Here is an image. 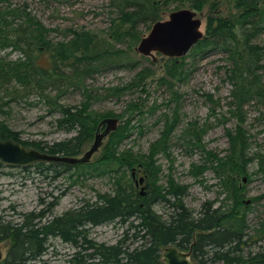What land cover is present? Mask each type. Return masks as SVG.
Here are the masks:
<instances>
[{"label": "trees", "instance_id": "obj_1", "mask_svg": "<svg viewBox=\"0 0 264 264\" xmlns=\"http://www.w3.org/2000/svg\"><path fill=\"white\" fill-rule=\"evenodd\" d=\"M109 2L117 16L105 34L70 30L67 31L71 35L69 39L55 41L51 34L59 30L47 27L27 5L0 0V113L8 114L11 103L28 101L36 95L48 107V113L60 115L55 121L57 127L72 134L52 144L26 142L20 133L0 121L2 140H13L50 155L80 156L102 122L113 116L94 110L93 105L107 99L120 100L134 91H146L147 80L156 75L155 61L141 67L125 84L93 88L88 81L119 69L136 70L143 60L149 61L147 57L134 56L138 43L146 35L140 27L150 29L160 20V10L176 3V9L190 7L199 12L206 6L217 10L222 4H233L241 15L208 17L205 37L189 54L181 59L168 58L165 75L158 82L170 91L171 102L179 101L175 88L187 75L188 57L200 60L212 53L224 52L230 62L226 70L232 86L229 106L235 115L242 116L244 107L252 102L264 105L260 73L264 72V46L252 44V39L264 32V0ZM7 49L19 51L22 56L9 59L2 55ZM70 90L82 94L79 105L62 103ZM131 111L143 114L138 103H129L126 112L117 117L123 119ZM131 120L128 117L109 133L102 155L95 162L34 165L46 178L51 175L55 180L60 175H68L73 184L88 177L108 176L112 192L97 193L96 201L59 215L20 212L19 216L13 214L15 218L8 219L1 213L7 210H0V241H10L6 258L0 264H35L42 259V253L54 249L48 242L51 234L59 235L61 242L71 249L61 264H166L162 252L170 245L191 251L196 264H264V219L251 227L248 220L251 206L245 200V187L238 184L239 178L248 174L254 160L248 156L246 131L239 127L228 131L229 148L222 158L206 151L202 145L204 127L190 124L182 131L181 138L188 145L204 151L206 157L201 171L204 167L211 168L225 194L219 206L216 201L206 202L195 212L186 205L189 192L184 185L176 183L172 177L165 185L159 181L158 156L170 157L172 137L179 120L177 109L171 116L165 115L160 137L150 144L147 153L123 147L136 128ZM260 159L263 166L264 156ZM135 167L146 171L148 187L144 192L138 189L132 174V179H127L128 169ZM159 205L163 206V212L156 209ZM109 225L122 230L116 242H100L92 236L96 228Z\"/></svg>", "mask_w": 264, "mask_h": 264}, {"label": "rangeland", "instance_id": "obj_2", "mask_svg": "<svg viewBox=\"0 0 264 264\" xmlns=\"http://www.w3.org/2000/svg\"><path fill=\"white\" fill-rule=\"evenodd\" d=\"M12 1L15 5H27L29 10L47 27L59 30L51 34L55 41L69 39L71 35L67 31L70 30H86L105 34L111 28L112 20L117 16L115 10L110 6L109 0ZM177 5V3L171 4L168 8L161 9L159 11L160 20H167L169 14L177 10ZM197 12L203 22L201 30L204 34H206L208 17L222 15L223 17L237 18L241 15L240 9L233 4H222L217 10L206 6L201 12ZM140 29L146 35L150 32L146 26H141ZM252 44L263 47L264 32L255 36L252 39ZM2 55L12 60L22 56L19 51L11 49L3 51ZM134 56L138 59L144 57L137 51H134ZM147 58L149 61L143 60L136 70L124 68L104 73L89 80L88 84L93 88L125 84L132 80L141 67L151 64L152 57ZM154 59L156 61H153V68L156 75L147 80L146 91H134L120 100L107 99L93 105L94 110L108 112L113 116L102 122L103 125L95 137L85 145L82 154L76 158H82L91 150L96 138L107 129L111 120L116 119L118 126L123 124L128 117L132 119L131 123L136 125V128L124 142L123 147L133 149L136 153H147L150 144L160 137L165 115L171 116L177 109L179 120L172 137L170 157L158 156V165L161 168L159 181L165 185L167 179L172 177L176 183L184 185L189 192L185 199L186 205L191 210L198 212L206 202L216 201V206H219L220 202L224 200L225 194L222 192L220 179L211 168L204 167L205 170L201 171L206 157L204 151L188 145L186 140L181 138L182 131L190 124L204 127L206 133L202 137V145L206 151L215 153L222 158L227 154L229 148L228 131L239 127L244 129L248 135L250 147L248 156L253 157L254 160L249 166L248 174L239 178L238 184L245 187V200L251 206V210L248 211V220L251 227H255L259 221L264 219V163L263 166L260 165V156H264V105L252 102L244 107L242 116L235 115L234 109L229 106L232 86L227 80L226 70L230 62L228 55L224 52L212 53L207 58L200 60L191 57L186 59L187 75L175 88L179 95L178 103L174 100L171 102L170 91L165 86H160L158 82L165 75L168 58L155 53ZM262 63L264 64V55ZM260 73L263 75L262 82L264 84V72ZM82 100L81 93L70 90L62 99V103L66 106L79 105ZM129 103H138L143 114L131 111L127 116L124 115L123 119L117 117V115L126 112ZM59 117V114L48 113V107L36 95H32L28 101L20 100L11 103L8 114L0 113V121H4L14 132L20 133L23 141H40L44 144H52L72 136L71 133L57 127L55 121ZM108 135L99 142L97 149L86 163L95 162L100 158ZM28 149L37 150L33 147H28ZM34 165L28 166L26 169L0 163V198L3 199L0 201V210H7L6 213H4L5 211L1 213L5 214L8 219L15 218L11 206L20 203L19 211L29 212L42 196L41 193L52 191L59 196V205L55 211L61 214L80 207L86 202L96 201L97 193L112 192L113 185L108 176L88 177L73 184V180L68 175H60L55 180L51 178V175L46 178L37 172ZM131 174L134 176V182L138 189L141 192L146 191L148 187L146 171L142 167L128 169L127 179H132ZM255 198L256 200H253ZM156 209L160 212L164 211L161 205ZM121 231L112 225L103 226L96 228L92 236L100 242L114 243L118 240ZM55 243V253L52 252V254L44 256L35 264H61L65 260L66 254L70 253L71 249L60 240ZM9 245L10 241L0 244L1 262L6 258ZM56 251H59V254H56ZM186 252L192 259L191 251Z\"/></svg>", "mask_w": 264, "mask_h": 264}, {"label": "water", "instance_id": "obj_3", "mask_svg": "<svg viewBox=\"0 0 264 264\" xmlns=\"http://www.w3.org/2000/svg\"><path fill=\"white\" fill-rule=\"evenodd\" d=\"M202 19L198 12L190 8L177 9L169 14L167 20L155 22L150 32L145 35L136 47V51L144 57H152L159 53L167 58L181 59L205 37L201 30ZM117 120L109 122L107 129L96 138L91 150L82 158L50 155L39 150L28 149L13 140L0 138V163L28 167L39 162H64L71 165L86 163L99 142L117 127ZM143 181V179H141ZM163 261L166 264H195L189 253L176 245H170L163 250ZM2 255L0 254V262Z\"/></svg>", "mask_w": 264, "mask_h": 264}, {"label": "flooded vegetation", "instance_id": "obj_4", "mask_svg": "<svg viewBox=\"0 0 264 264\" xmlns=\"http://www.w3.org/2000/svg\"><path fill=\"white\" fill-rule=\"evenodd\" d=\"M27 169V167H25ZM141 183V182H140ZM42 196L39 197L38 201L35 202V206L34 208H32L29 213H34V214H44V215H59L55 210L56 207L59 205V196L55 195L52 191L49 192H45V193H41ZM62 196V195H61ZM50 199V201H49ZM3 199L0 198V201H2ZM19 206L20 203H18L15 206H11L12 212L15 216H19L20 211H19ZM57 240L62 241V238L59 235L56 234H51L49 236V240L48 242L51 243L52 245L56 244L55 242ZM4 242H9V240H2L0 241L1 243ZM55 253V250L52 249L47 253H42L41 254V258H43L46 255ZM56 254H59V251H56Z\"/></svg>", "mask_w": 264, "mask_h": 264}]
</instances>
